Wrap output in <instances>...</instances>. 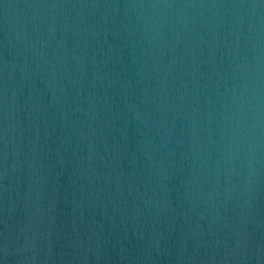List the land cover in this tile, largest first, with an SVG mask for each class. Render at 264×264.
Wrapping results in <instances>:
<instances>
[{
	"label": "water",
	"instance_id": "95a60500",
	"mask_svg": "<svg viewBox=\"0 0 264 264\" xmlns=\"http://www.w3.org/2000/svg\"><path fill=\"white\" fill-rule=\"evenodd\" d=\"M0 53L115 147L216 264H264V0H0Z\"/></svg>",
	"mask_w": 264,
	"mask_h": 264
}]
</instances>
